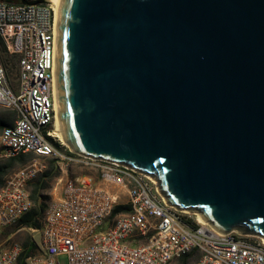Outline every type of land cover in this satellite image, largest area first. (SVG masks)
Listing matches in <instances>:
<instances>
[{"label": "water", "instance_id": "obj_1", "mask_svg": "<svg viewBox=\"0 0 264 264\" xmlns=\"http://www.w3.org/2000/svg\"><path fill=\"white\" fill-rule=\"evenodd\" d=\"M55 72L72 152L264 237V0H62Z\"/></svg>", "mask_w": 264, "mask_h": 264}, {"label": "built area", "instance_id": "obj_2", "mask_svg": "<svg viewBox=\"0 0 264 264\" xmlns=\"http://www.w3.org/2000/svg\"><path fill=\"white\" fill-rule=\"evenodd\" d=\"M56 12H49L47 0H0V100L14 112L7 133H21L23 143L0 139V158L10 159L50 150L62 168L69 158H91L128 168L138 194H130L110 176L81 174L55 185V209L50 221L40 225L41 240L35 251L19 240L3 236L18 226L28 213L25 195L29 183L43 171L36 162L16 172L0 193V264H173L193 252L205 250L199 264H264V257L245 258L244 250H264V237L237 231L222 233L197 213L167 203L159 182L148 173L118 162L94 159L72 152L55 134L56 114H51V91L56 89ZM13 66L17 75L12 76ZM60 188V189H59ZM50 194V195H51ZM122 205L121 212L138 213V220L114 225L106 223L108 206ZM149 216H161V224L150 225ZM5 246V247H4Z\"/></svg>", "mask_w": 264, "mask_h": 264}, {"label": "bare ground", "instance_id": "obj_3", "mask_svg": "<svg viewBox=\"0 0 264 264\" xmlns=\"http://www.w3.org/2000/svg\"><path fill=\"white\" fill-rule=\"evenodd\" d=\"M62 0H47V8L49 12H56V22H52V29H57L59 13L61 9ZM57 89L55 91H51V114H56L54 126H55V134L59 137L63 142H65L64 135L61 129V123L58 112V103H57ZM0 105L7 107L6 100H0ZM0 139H5L9 143H23V135L21 133H7L6 128H3L0 133ZM31 153H35L38 155L49 156L54 158V152L50 150H42V149H31ZM67 163H76L90 171V174H97L100 176H110L112 179L121 182V186H124L128 193L130 194H138V186L135 184L134 176L128 174V168L117 167L115 164H102L101 161H93L91 158H69L66 159ZM30 168V167H28ZM28 168H23L16 172H21L22 170H28ZM16 172H14L8 180L16 177ZM7 180V181H8ZM60 178L57 179V182ZM7 181L5 184H7ZM5 184L0 187V193L4 191ZM55 189V188H54ZM25 204L28 205V212L33 208L34 202L31 197L30 190L28 194L25 195ZM45 211L43 217L41 219V225H46L50 221L51 213L54 212L55 209V199L51 198L45 207ZM115 210V206L107 207L106 214V223H113L114 225H121L123 223H130L132 220H138V213L131 212H120L119 214L113 216V212ZM24 215H21V219ZM199 220L205 222L200 214H198ZM150 225H159L161 224V216H149ZM190 261L188 264H199V261L205 260V250H198L193 252L190 256ZM245 258L252 257H264V250H256V249H248L244 250Z\"/></svg>", "mask_w": 264, "mask_h": 264}, {"label": "trees", "instance_id": "obj_4", "mask_svg": "<svg viewBox=\"0 0 264 264\" xmlns=\"http://www.w3.org/2000/svg\"><path fill=\"white\" fill-rule=\"evenodd\" d=\"M13 120H14V112L9 108L3 105H0V133L2 132L5 126L12 125ZM33 155L35 154L34 153L21 154L19 156H16L10 159H5L6 161L0 160V187H2L5 184L7 177L9 175L8 172L12 167L15 166V164L20 163L24 161V158L31 157ZM43 158H47V157H43ZM50 159L52 162L51 168L48 171H45L43 173L41 179L36 181L33 191L31 193L34 206L19 221L18 227L28 226V227L40 229L41 219L43 217L44 211L46 209L45 207L47 205V203L43 201L44 196L42 195V189L47 187V181H46L47 177L52 178V177L57 176L59 173L58 171L59 166L57 164V160L54 158H50ZM125 209H127V207L118 205L113 212V216L119 214L122 210H125ZM24 245L26 249L28 250V252L35 251L37 248L36 243L32 241L31 237L25 242ZM189 261H190V257H184L181 259V262L183 264H187L189 263Z\"/></svg>", "mask_w": 264, "mask_h": 264}, {"label": "rangeland", "instance_id": "obj_5", "mask_svg": "<svg viewBox=\"0 0 264 264\" xmlns=\"http://www.w3.org/2000/svg\"><path fill=\"white\" fill-rule=\"evenodd\" d=\"M17 70L18 69L15 66H13V70H12V76L13 77H15L17 75V73H18ZM57 139L59 141L63 142L59 137H57ZM63 143L66 144V142H63ZM43 157H47V158H43ZM50 158H52V157L38 155V154H35V155L31 156V157L24 158V161L15 164V166L12 167L9 170V172H8L9 175L7 177V180L10 178V176L14 172H16L18 170H21L23 168H28V167H30V165H31L32 162H36L39 167H42L43 171L40 172L37 175V177L29 184V189H30V191L32 193L36 181L39 180V179H41L43 173L45 171H48L51 168L52 162H51V159ZM0 160L6 161L4 158H0ZM58 171H59V173H58L57 176L52 177V178H50V177H47L46 178L47 187L44 188V189H42V195L44 196L43 201L45 203H47L52 198V196L55 195L54 193L51 194V192L55 191L54 188H55V185L57 183V179L58 178L63 177V179H64L63 180V183H65L67 180L74 179L78 175L86 174V173H89L90 172L87 168H85V167H83V166H81L79 164H76V163H70L69 164L67 162H66V165L62 164V168H60V166H59ZM9 236L12 237L15 240H19L23 244H25V242L30 237H31V239H33L35 241H40L41 240V233H40V231H34V232H32V231L29 230V227L28 226H23V227L13 226V227H10L7 230L6 234L3 236V243H5V246L8 244V242H5V240ZM59 261H60V264H68V257H67V255H61L59 257ZM173 264H183V263L181 262V260H179V261L174 262Z\"/></svg>", "mask_w": 264, "mask_h": 264}]
</instances>
